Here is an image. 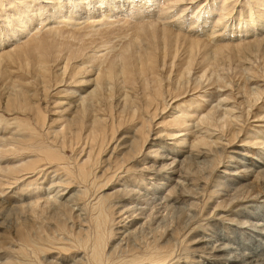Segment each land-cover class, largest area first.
Here are the masks:
<instances>
[{
    "label": "bare ground",
    "instance_id": "1",
    "mask_svg": "<svg viewBox=\"0 0 264 264\" xmlns=\"http://www.w3.org/2000/svg\"><path fill=\"white\" fill-rule=\"evenodd\" d=\"M3 2L0 64L16 57L30 58L39 67L33 78L41 85L48 80L45 57L56 48L44 54L41 41L35 40L39 33L63 37L65 32L80 41L87 35L101 39L127 19L138 33L110 61L104 56L97 61V51L87 54L81 45L69 50L57 73L64 76L70 67L69 83L64 85L74 83L79 88L56 93L61 96L49 103L54 118L45 133L36 128L45 122L44 112L30 102L25 91L4 100L0 109V196L14 188L16 196L7 198V205L27 209L38 220L37 208L45 210L54 203V216L59 220L53 218L57 221L53 227L36 220L16 230L18 249L12 243L0 249V264H104L106 257L115 261L116 253V264H264V111L259 112L264 104L258 102L264 88L241 87V101L221 108L223 103L218 102V108L207 109L202 104L210 95L195 94L197 87L187 91L184 81L198 49L203 61L217 63L226 49L246 47L264 65V0ZM178 39L187 42L190 56L183 71L170 77L168 64L157 51H165ZM76 57H82L80 67L67 63ZM90 72L91 78L76 79ZM116 81L140 92L137 97L124 95L121 109L132 128L115 140L102 171H97L101 164L97 157L105 146L98 140L107 128L106 115L94 116L89 126L84 122L90 116L92 98L100 91L111 92ZM229 99L224 97V101ZM169 106L172 112L164 117ZM2 112H14V118L7 120ZM156 117L161 120L152 132ZM249 119L255 125L248 124ZM9 126L14 128L5 133ZM235 126L238 129H232ZM241 133L239 142L251 150L236 146L224 155L226 161L218 159ZM116 149L120 153L110 162ZM67 150H78L71 159L74 164L60 167ZM81 154L84 158L78 159ZM5 155L14 164L3 162V166ZM48 174L53 175L43 189L46 193L37 195L41 190L38 181ZM73 183L77 185L74 189ZM57 188L61 190L55 192ZM88 194L92 195L89 209L82 202ZM58 197L61 201L56 202ZM68 215L75 225L67 227ZM41 240L49 247L41 246ZM71 248L75 251L70 252ZM28 252L35 263L14 260L16 254L24 257Z\"/></svg>",
    "mask_w": 264,
    "mask_h": 264
},
{
    "label": "rangeland",
    "instance_id": "2",
    "mask_svg": "<svg viewBox=\"0 0 264 264\" xmlns=\"http://www.w3.org/2000/svg\"><path fill=\"white\" fill-rule=\"evenodd\" d=\"M0 2H1L0 8L1 9L6 8L5 7L6 3L3 2V0H0ZM38 2H39V0H38ZM121 17H120V19H122ZM127 20H128V22L121 21L119 24H116L117 29H113V32L111 34H109L106 37L101 38V39H99V38L96 39L94 37H90V35H87V36H81L82 41H80L79 39H77L75 37H74L75 39L70 38V35H67L68 33H65V32L62 33L63 37H53L52 35L45 34V32L39 33V35H38L39 39H35V40L41 41V45L43 47L42 51L44 52V54H49L50 47L55 46L54 48H56V49H52L51 54L49 56L45 57V59L49 62L47 64V67L49 69L48 70L47 83H44L43 85H41L40 82H38L37 80H35L33 78L37 74L39 67L35 66L34 61L33 62L30 61V58H27V59L24 58L23 59L22 57H16V58H12L11 59L12 61L3 60L2 63L0 64V109H1V106L4 104V100L6 99V97L10 96L11 94L13 95L16 91H19V90L25 91L27 94L26 96L28 97L30 102L32 104H34L35 106H38L39 109L42 112H44L43 115L45 118V122L43 123V125L41 127L36 126V128L39 129L40 133H45L48 128H51L50 126H48V125H50V122H49L50 119L54 118V116L52 115L53 112L51 113V111H50L51 105H49V103H51L53 101V99H55V97L61 96V95H57L56 93L61 91V90L67 91L69 89L70 91H73L72 89L75 90V89L79 88L78 85L74 84V83H70L69 85H64V84L69 83V80H68L69 73L68 72L70 71V67H68V69L65 70L64 76H62V75L59 76L57 73V71L60 69V67H62V65L66 62V60H67L66 55L68 57L69 50L70 49L75 50L76 48L79 47V45H81L87 54H91L92 51H94V52L97 51V55H95L97 61H99L98 59H103L101 56H104L106 61H110L111 58L117 54V52H119L122 48H125L128 44H131L132 41L136 40V36H137L136 34L138 33L137 27H133L132 24L129 23V19H127ZM123 22L127 23V24H123ZM28 40L31 41L32 39H28ZM28 40H26V41H28ZM139 40H141V38H137V41H139ZM106 41L109 43H104ZM171 41H173V40H171ZM20 43H17V44H20ZM29 43H31V42H29ZM174 43H175V41L170 42V44L167 45L168 47L166 46L165 51H161V50L157 51L156 50L157 52H159L161 54L160 55L158 53V55H160L161 57H164L165 61L167 62L168 68H167L166 72L168 73V75H170V77L177 75V74L181 73V71H183V69L185 68L184 66L187 64L188 57L190 56V49H189V46H187L188 45L187 42L183 43L178 39V42L175 44ZM11 46L12 45H10V47ZM142 46H141V48H142ZM171 46H173V47L175 46L176 49L175 48L172 49L173 47H171ZM105 47H111V48H107V50H105ZM169 47H171V48H169ZM237 48L234 47V49H231V48L226 49V51L223 53V57L218 58L220 60L217 61V63H211V60L210 61H203L201 59L202 53L199 52V49H198L197 53L195 52V57L193 56L194 60L192 61V65H191V68L189 70V74H187V75L185 74L184 81L186 80L185 82H186V84H188L187 86L185 85L188 88H186V87L185 88L187 89V91H189L188 90L189 87L193 88V89H195L197 87L198 89L196 88V90H194L196 92L195 94H205V95L209 94L210 96L207 97L206 102L202 104V106L207 107V109H210L211 107H214V106H217V108H218V102L223 103L220 105V108H221L223 105H233L234 101H236L235 103L241 101V98L239 95L241 93V87L246 88V89L250 88L251 90L252 89L254 90L256 85H257L261 89L264 88V65H263L260 57L256 56V54H254L253 51L252 52L246 51V47L245 48L237 47ZM98 53H100V54L103 53V54L99 55ZM193 53H194V51H193ZM160 56H159V58H161ZM239 57H241V58H239ZM166 58H167V60H166ZM243 58H246L247 60H244ZM79 59L81 60L82 57H76L74 59L73 58L69 59L67 61V63L69 65L73 64L75 66H79V63L81 62V61H78ZM204 72H206L205 76L199 80L198 78ZM254 72L255 73L257 72V73L255 74ZM91 76H93L92 72H90L86 75H83V76L78 75L76 77V79H79L80 77L91 78ZM255 78L257 81H253V79H255ZM249 79H252V81L251 82L248 81ZM195 81H196V83H195ZM116 83H118V84H116ZM116 83L114 84V86H112L111 92L106 93V92L100 91L96 95V98H92V100L90 101L91 106L89 105L90 116H89V118L87 117L88 119H86L84 122L85 124H87L89 126L88 123H89L90 119L93 118L94 116H98V114H99V116L105 117V115H106L107 122L105 124L107 125V128H105V130H104L103 137L98 140V144L102 141V145L105 144V146L103 148V151L97 157V162L98 163L101 162V164L97 167V171H99V170L102 171L101 169L104 165L102 163L104 161H106L107 157L110 155L109 153H110L111 148L114 146L115 140H117L118 137H120L121 135L126 133L128 131V129L132 128L131 126L130 127L128 126L129 124L127 123V114L121 109L124 105V95L126 94L128 96H131V95L135 94L137 97V94H139V92H140L135 86H133V88H130L129 86H125V85L121 84V82H119V81H116ZM198 83H199V85H198ZM66 86H68V87H66ZM121 87H123V88H121ZM126 88L128 89V91ZM190 94H192V92L188 93V95H190ZM100 95H101V97H99ZM228 96H230V99L227 101H224V97H228ZM108 98H109V100H108ZM261 98L262 99L258 101L260 103V105L264 104V94L261 96ZM185 100H189V99L187 98ZM221 100H223V102H221ZM98 101H99V105H98ZM35 102H37V103H35ZM261 102H262V104H261ZM171 108L172 107L169 106L164 111V117L169 115V113L172 112ZM59 109L56 111H59ZM236 111H235V113L238 114L239 111L238 110H236ZM263 111H264V108H262V110H259V112H263ZM2 113H3V116L5 117V119H7V120L14 118V114H15L14 112L13 113L2 112ZM26 114L27 113H25V115ZM93 114H95V115H93ZM71 115H73V114H71ZM71 115L69 117H71ZM18 117H20V116H18ZM27 118L31 122V118L29 117V115L27 116ZM159 118L160 117H156L154 119V121L151 123L152 132L155 131L154 125L157 124L161 120ZM157 120H158V122H157ZM251 121L252 120L249 119L248 124L255 125L253 123H250ZM119 123H121V125ZM31 125H32V122H31ZM239 125H240V123H239ZM31 127H33V125ZM13 128H14L13 126H9V128L7 129V131H5V133L12 131ZM232 129L236 130V129H238V126H235ZM246 130H248L247 124L245 125L244 131H246ZM216 133L217 132H214V134H216ZM242 135H244V133H241L239 136L240 138H238L233 144H229L227 146V149H226L227 151L225 150L222 153L220 152V155L218 154V159L220 157L224 161H226L224 155L226 156L227 152H229L231 150H235L234 148H236V146L245 145V144L239 142V141H241V138H243V137H241ZM150 140H151V138L149 139V142H150ZM225 140H227V139H225ZM150 143H152V142H150ZM248 146L249 145H245L244 147H246V148L242 147V148H238V149H241V150H243V148L248 149L249 148ZM145 148H148V145H146ZM86 150H88V149H86ZM248 150H251V149H248ZM94 151L97 152L98 151L97 148H94ZM76 152H78V150ZM144 152H145V150H144ZM75 153L71 152L69 150L65 151V153H63V155L66 156L65 163H62L60 167L68 166L67 164H70V167H71L74 164V163H72L73 161L71 159H73V154H75ZM119 153L120 152L117 149L115 151H113V153L111 154V157H110V162H113L114 157H116ZM75 155H74V157H75ZM80 158H84L82 154L79 155L78 159H80ZM223 160H222V162H224ZM3 162L9 163L12 165V163L14 164L15 161L11 160L10 157L5 155L2 158V162H1V164L3 166H5L6 164H4ZM58 173H59V176H61L60 175L61 172H58ZM48 175H47V177L45 176V178L42 177L41 180L38 181V183L41 184L39 186L41 189L39 192H41L42 194L41 193L39 194V192H38L37 195H43L46 193V191H45L47 188L46 186H48L47 179H49V177L51 178V176L53 174H50L49 176ZM41 176H42V174L39 177H41ZM197 177H198V173H196L193 176V179H197ZM33 178L35 179L36 177H32V179ZM42 179H43V181H42ZM0 180H2V179H0ZM99 180H101V179H99ZM211 183L212 182L210 181V184ZM76 186L77 185L75 183H73L71 185V188L74 189V187H76ZM13 189L14 188L5 189L6 190V191L4 190L5 195L0 196V205L2 206V208H0V249L9 246V244H11V243H12V245L14 244V246H16V247L13 246L14 249H18L17 246L19 243H18V240H16L17 237L15 236L16 230L23 228L25 226L34 225V224H36V220L39 221V223L41 222V220H42V222H45V223H43V225L45 227H53L54 224H56V222H57L53 218L55 217L56 220L58 219L56 216H54V214H56L55 213L56 210L54 209V206H55L54 203H52L50 205V207L47 206V209L45 208V210L41 209V208H39V209L37 208L36 213L41 220H38L37 218H35L27 209L24 211H20L19 209L18 210L12 209L10 206L7 205L8 203H6V201L8 200L7 198H9L10 196H13L15 194L16 191ZM43 189H45V190L43 191ZM59 190H61V188L55 189V192L59 191ZM55 192H53L52 195ZM93 192H94L93 189L90 190V194H93ZM14 196H16V195H14ZM91 196H89V194H88L87 197H84V199H82V202L87 205L92 200ZM58 201H61L60 197H58V199L56 200V202H58ZM56 202H55V204H56ZM18 205L19 204H16V206H18ZM88 209H89V204H88ZM87 211L89 212V214L91 213L90 210H87ZM57 215H58V213H57ZM59 215L62 216V214H59ZM65 218H66V216H65ZM67 218H68L67 227L71 226L72 224L75 225V220L72 218V215L71 216L68 215ZM167 221H168V219H167ZM169 221H168V224L169 223L172 224L171 220H169ZM28 223H29V225H28ZM25 224H27V225H25ZM62 237L63 236H61V238ZM41 241L39 242V244L41 246L44 247L47 245L46 241H42V242ZM67 243L72 244L73 241H72V243H71V241H68L64 244H67ZM47 246L49 247V245H47ZM60 246H63V245H60ZM75 248H77V247H75ZM77 249H79V248H77ZM73 250L75 251L74 248L73 249L71 248L70 252H72ZM28 253L25 254L24 257L19 255V254H16L17 255V257H16V255L14 254L15 258H16V259L14 258V260L16 262L18 261L17 263H19L20 261H22V262L28 261L29 263H35L34 260H36V258L31 253H29V254ZM117 254L118 253H116L114 256L115 261L112 258H110L111 261H110V259H109V261H107V259L109 257H106V261L104 260V264H116V260L118 261L117 258L119 257V256L116 257Z\"/></svg>",
    "mask_w": 264,
    "mask_h": 264
}]
</instances>
